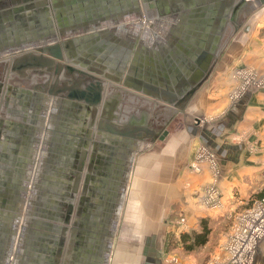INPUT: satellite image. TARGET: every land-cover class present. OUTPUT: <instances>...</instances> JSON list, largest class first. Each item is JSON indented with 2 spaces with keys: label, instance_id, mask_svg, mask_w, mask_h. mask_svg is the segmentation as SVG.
<instances>
[{
  "label": "crops",
  "instance_id": "crops-1",
  "mask_svg": "<svg viewBox=\"0 0 264 264\" xmlns=\"http://www.w3.org/2000/svg\"><path fill=\"white\" fill-rule=\"evenodd\" d=\"M54 39L72 41L71 65L102 80L98 105L70 98L64 73L55 83L19 59L35 50L26 43ZM246 66L264 72V0H0V264H107L127 172L130 216L164 218L181 203L196 225L212 214L182 186L211 181L208 165L190 168L200 144L226 201H247L264 187V89L228 97ZM145 222L144 241L117 244L114 264H162L159 228Z\"/></svg>",
  "mask_w": 264,
  "mask_h": 264
},
{
  "label": "rangeland",
  "instance_id": "rangeland-1",
  "mask_svg": "<svg viewBox=\"0 0 264 264\" xmlns=\"http://www.w3.org/2000/svg\"><path fill=\"white\" fill-rule=\"evenodd\" d=\"M16 58H17V56L14 55L9 60V62H11V60H12V62L15 61ZM1 62H3V61L1 60ZM239 68H240V70L243 68L246 70L254 69L251 66L250 67L246 66V67L236 68V71H234V73H233V76L235 77L236 83H237L236 86H240V83L242 84L240 75L237 74V72H238L237 69H239ZM254 72H257L256 73L257 76L259 75L261 77H264V72H259L256 69H254ZM44 74H48V73H44ZM44 74H39V75L42 78H44V76H43ZM259 76H258V78L261 79ZM1 77H2V74H0V78ZM65 80H67V79L65 78ZM40 84L44 85L45 83L44 84L40 83ZM251 88L264 89L262 87H256V86H252ZM233 90H235V88ZM228 97L230 99V92L228 94ZM43 99L44 98H41V100H43ZM48 101H49V99H48ZM48 101H46V102H48ZM43 102H45V100H43ZM44 114H45V112H44ZM159 125H161V124H159ZM197 147H195V150L197 149ZM194 153H196V152L194 151ZM194 158H195V155L193 156L192 161L190 163V168H191V164H193ZM130 160H131V158H130ZM130 163H131V161L128 163V167L132 168L133 163L131 165H130ZM204 165H207V164L204 162L201 164L202 169H201L200 173H202ZM209 172H210V169H209ZM209 176H210V178H212L211 174ZM206 185L205 186H197V185L192 186V185L188 184V185L182 186V189L190 191L192 196H194V198H196L200 201L204 210L211 212L210 214H212V215L207 216L205 218H199L197 220V224L194 226L193 225L190 226L189 223L187 224V222L186 223L184 222V220H183L184 216H183V214H180L181 209L179 208V205L181 203L173 204V206H171L170 210L175 209L176 211H172L170 213V215H166L164 218H160V217H158V218H145L147 216L151 217V215H153L155 213L147 212V215H145V217H143L144 214L141 211L140 212L141 218H144V219L139 222V220L135 219V217L130 216V214L127 212L130 208V205H131V204L129 205L130 197H132V194H134V193L130 192L131 187L128 188L129 191L126 195V200H125L126 202H124V206L122 208L123 210L121 211L120 221L118 219L117 221L114 220L112 223L113 229L115 231L117 230V233H116V236L114 239V247H113L112 256H111V254L108 255L107 261L109 262V260L111 259L110 264H114V259H115L116 251H117L116 245L119 244L120 242H142V241H144V237L141 234V232L143 231V228H139V227L141 226L142 223H144V226H145V224H146L145 221H147L148 223L155 224L156 228L154 231H157L159 228L157 237L159 238L158 241L161 242V245H162V251H161V253H162L161 263L162 264H192L193 262H195V264H211L218 259L219 260L222 259L225 256V244L227 241L228 234L231 231V228L233 226L235 216L238 213H240L241 211L250 207L253 204V200L259 198V196H256L257 193H262L264 190V187L263 188L262 187H260V188L254 187V194L249 196L247 198V201H243V202L238 201L237 202V200H236L234 203H228L223 196V192L221 191V186H219V184L217 183V185H218L217 189H218V192L220 193V199L222 201L221 202L222 206L220 208L213 209V208H210L209 206H207L205 204V197L207 195V189H208V188L206 189ZM166 206L168 209L167 203H166ZM131 215L134 216V213L133 214L131 213ZM202 219H205L208 221L207 225L210 228V231L208 234V240L206 242L207 244H210L209 245L210 248L207 250H201V251L199 250L200 248H198L197 251L192 250V252H188L184 248V245L182 244V242L180 241L179 235H182L183 232H187L189 230H190L189 231L190 234H193L195 232V231H192L193 229H191L193 227H197V228H199V230H201ZM136 227H138V228H136ZM146 227L147 226H145V228ZM147 231H148V229H147ZM139 232L141 235H139ZM110 242H112V239L110 240ZM205 244H203L201 246L204 247ZM201 246H198V247H201ZM181 252L182 253H195L196 254L195 255L196 256L195 261H193V258H191V257H190V259L183 257L181 255L182 254ZM108 262H107V264H108Z\"/></svg>",
  "mask_w": 264,
  "mask_h": 264
},
{
  "label": "built area",
  "instance_id": "built-area-1",
  "mask_svg": "<svg viewBox=\"0 0 264 264\" xmlns=\"http://www.w3.org/2000/svg\"><path fill=\"white\" fill-rule=\"evenodd\" d=\"M242 84L230 92L231 102H236L252 87L264 88V77L259 76L254 69H237ZM206 163L211 172V181L206 185L207 195L205 204L210 208H220L221 199L217 189L220 168L215 154L204 144H200L195 153L191 168L201 172V164ZM264 239V195L253 201V204L235 216L231 231L225 244V256L211 264H253L257 245Z\"/></svg>",
  "mask_w": 264,
  "mask_h": 264
},
{
  "label": "water",
  "instance_id": "water-1",
  "mask_svg": "<svg viewBox=\"0 0 264 264\" xmlns=\"http://www.w3.org/2000/svg\"><path fill=\"white\" fill-rule=\"evenodd\" d=\"M19 51L22 53L19 56V59L22 61L23 65L29 69L30 73H48L50 77H54L55 83L60 82V77L64 73L63 77L74 82L75 86L69 88L70 98L85 100L87 103L93 106L98 105L102 99V80H100V78L94 74H88L87 72L79 70L78 68H75L71 65V63L74 62V60H70L72 55L74 56L72 41L64 42L61 40H53L52 44H46L45 42L41 43L40 46H37L34 50L37 52V54L34 53V51L24 52L22 49ZM64 51H66L67 56L64 55ZM66 83L67 82H64L63 84L67 86L68 84ZM48 85V83H45L44 85H38L37 87L42 91V93H48ZM83 85H85L84 88H81ZM44 96L46 95H43L42 97L44 98ZM46 98L48 100L49 96H46ZM165 134H167V131L163 132V135L159 137H163ZM138 140L140 139L134 138L133 140H130L135 148L139 145ZM127 171H129V167H127ZM127 173H125L123 177L122 195L120 196L117 208L121 210L123 208L125 197V193L123 191L124 184L128 181ZM110 234L111 236H114V229L111 230Z\"/></svg>",
  "mask_w": 264,
  "mask_h": 264
},
{
  "label": "trees",
  "instance_id": "trees-1",
  "mask_svg": "<svg viewBox=\"0 0 264 264\" xmlns=\"http://www.w3.org/2000/svg\"><path fill=\"white\" fill-rule=\"evenodd\" d=\"M202 230L197 232L195 231L193 234H183L182 235V241L184 244H186V250H191L193 248H196L198 246H201L205 244L208 240V234L210 231V228L208 227L207 223L208 221L205 219H202Z\"/></svg>",
  "mask_w": 264,
  "mask_h": 264
},
{
  "label": "bare ground",
  "instance_id": "bare-ground-1",
  "mask_svg": "<svg viewBox=\"0 0 264 264\" xmlns=\"http://www.w3.org/2000/svg\"><path fill=\"white\" fill-rule=\"evenodd\" d=\"M54 40H56V39H54ZM47 41H48V40H46V41H44V42L46 43ZM44 42H43L42 40H41V41L39 40L37 43H33V44H27V43H26V45H24L23 48H25V47H27V46L29 47V46H31V45H34V47L36 48L37 46H40V44H41V43H44ZM36 45H37V46H36ZM18 49H19V47H18V48L15 47V48L10 49V51L15 52V51L18 50ZM42 96H43V95H42ZM42 98H43V97H42ZM44 100H45V101H48L47 98H46V96H44ZM138 144H139V142H138ZM212 152H213V151H212ZM124 193H125V192H124ZM115 221H116V220H115Z\"/></svg>",
  "mask_w": 264,
  "mask_h": 264
}]
</instances>
